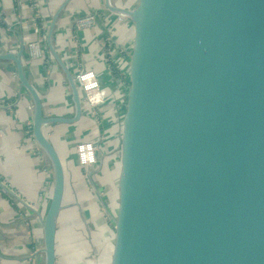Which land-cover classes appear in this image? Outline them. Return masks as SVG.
Masks as SVG:
<instances>
[{"label":"water","instance_id":"obj_1","mask_svg":"<svg viewBox=\"0 0 264 264\" xmlns=\"http://www.w3.org/2000/svg\"><path fill=\"white\" fill-rule=\"evenodd\" d=\"M70 1L46 35L68 115L46 116L24 45L0 53L51 164L43 264H264V0H101L71 20L72 45L95 30L101 50L72 64L54 38Z\"/></svg>","mask_w":264,"mask_h":264},{"label":"crops","instance_id":"obj_2","mask_svg":"<svg viewBox=\"0 0 264 264\" xmlns=\"http://www.w3.org/2000/svg\"><path fill=\"white\" fill-rule=\"evenodd\" d=\"M65 1L0 0V53L17 52L24 45L26 75L40 92L49 117L68 115L71 110L64 72L46 40L52 19ZM100 1L71 0L58 17L55 46L71 64L75 51L91 62L101 50L95 30L87 33L83 45H72V30L76 29L71 23L73 15ZM32 105L30 95L21 87L15 63L0 60V264L44 262L43 218L52 177L50 161L32 133ZM64 129L60 123L45 126L58 149L65 147Z\"/></svg>","mask_w":264,"mask_h":264},{"label":"rangeland","instance_id":"obj_3","mask_svg":"<svg viewBox=\"0 0 264 264\" xmlns=\"http://www.w3.org/2000/svg\"><path fill=\"white\" fill-rule=\"evenodd\" d=\"M105 190L107 191V193H106V199H108L109 198V196H110V194H109V191L111 190L110 189V187H105ZM85 204L82 202V206H84ZM88 221H89V223L91 224V227H92V230H93V235H94V241H96V243L98 244L99 243V241H100V243L102 242V240H101V236H99V235H95V231H96V228H97V225H98V219H97V217H96V214L94 215H91L90 217H88ZM78 227H77V230L79 231V232H81L80 230H81V228L83 229L84 228V225H81V224H79V225H77ZM78 232V233H79ZM67 247H66V240L65 239H63L62 240V242H61V246H60V249L62 250L61 251V254H63L64 253V249H66Z\"/></svg>","mask_w":264,"mask_h":264},{"label":"built area","instance_id":"obj_4","mask_svg":"<svg viewBox=\"0 0 264 264\" xmlns=\"http://www.w3.org/2000/svg\"><path fill=\"white\" fill-rule=\"evenodd\" d=\"M34 48L36 49V46L34 45Z\"/></svg>","mask_w":264,"mask_h":264}]
</instances>
